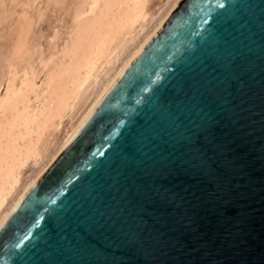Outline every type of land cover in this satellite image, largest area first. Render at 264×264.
Here are the masks:
<instances>
[{"label": "water", "instance_id": "obj_1", "mask_svg": "<svg viewBox=\"0 0 264 264\" xmlns=\"http://www.w3.org/2000/svg\"><path fill=\"white\" fill-rule=\"evenodd\" d=\"M0 264H264V0H180L2 219Z\"/></svg>", "mask_w": 264, "mask_h": 264}, {"label": "bare ground", "instance_id": "obj_2", "mask_svg": "<svg viewBox=\"0 0 264 264\" xmlns=\"http://www.w3.org/2000/svg\"><path fill=\"white\" fill-rule=\"evenodd\" d=\"M149 1L81 0L60 49L38 58L40 69L52 64L39 85L38 68L15 65L28 51L33 21L20 14L0 91V222L180 0H165L157 8ZM29 162L34 167L23 176Z\"/></svg>", "mask_w": 264, "mask_h": 264}, {"label": "rangeland", "instance_id": "obj_3", "mask_svg": "<svg viewBox=\"0 0 264 264\" xmlns=\"http://www.w3.org/2000/svg\"><path fill=\"white\" fill-rule=\"evenodd\" d=\"M164 1L150 0L149 4L151 8H157ZM81 3V0H0V28L2 27L0 29V91L3 88L10 47L20 14L26 13L33 21L27 40L28 51L25 52L23 58L21 56L15 61V65L18 68L24 65H34L36 69L38 68L40 71L35 81L39 85L44 78L45 70L50 68L52 64L40 69L38 58L45 57L49 53L55 54V51L57 52L60 49L68 36L72 15L75 9L79 5L81 6ZM57 55L56 57L60 56V54ZM55 59L53 63L57 60ZM66 120L67 118L64 119L58 134L62 132ZM33 167L32 162L27 163L22 175L29 173Z\"/></svg>", "mask_w": 264, "mask_h": 264}]
</instances>
